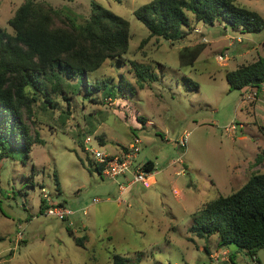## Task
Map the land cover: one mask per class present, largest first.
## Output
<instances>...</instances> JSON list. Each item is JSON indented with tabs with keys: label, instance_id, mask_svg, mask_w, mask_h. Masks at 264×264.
I'll list each match as a JSON object with an SVG mask.
<instances>
[{
	"label": "rangeland",
	"instance_id": "374dc122",
	"mask_svg": "<svg viewBox=\"0 0 264 264\" xmlns=\"http://www.w3.org/2000/svg\"><path fill=\"white\" fill-rule=\"evenodd\" d=\"M25 1L0 0L5 33L14 36L9 21ZM37 1L55 9L54 27L66 30L83 25L94 3L103 6L129 22V50L89 73L83 84L60 72V82L45 81L37 94L26 89L34 101L23 110V120L36 144L27 162L0 159V264H113L114 255L129 264H222L207 251L217 255L224 247L219 235L200 238L190 228L206 203L244 184L248 165L264 171L252 161L257 147L264 150V129L247 114V95L230 91L225 77L264 56V30L244 37L254 46L251 54L232 58V50L242 45L236 42L230 60L221 61L223 49L239 37L223 22L204 25L190 15L186 37L173 43L150 37L134 15L152 0ZM235 2L264 18V0ZM132 62L145 65L155 80L141 86ZM187 78L199 88L192 89ZM104 81L112 95L103 87L87 95L86 84ZM232 126L235 131H227ZM88 135L90 146L109 153L138 139L139 162H154L157 182L150 188L137 184L121 196L117 182L90 165L83 146ZM46 197L73 209L72 219L41 214ZM258 254L264 262V249ZM237 263L253 264V259L242 254Z\"/></svg>",
	"mask_w": 264,
	"mask_h": 264
},
{
	"label": "trees",
	"instance_id": "16d2710c",
	"mask_svg": "<svg viewBox=\"0 0 264 264\" xmlns=\"http://www.w3.org/2000/svg\"><path fill=\"white\" fill-rule=\"evenodd\" d=\"M92 10L91 17L83 25L66 30L54 27L58 13L50 5L26 0L9 21L14 36L0 29V159L21 158L27 162L36 144L30 139L23 120V110L29 109L34 101L28 97L27 88L37 94L45 86V81L60 82V72L79 77L83 84L87 75L97 72L108 59L122 58L128 53L129 22L96 3ZM134 15L149 29L150 37L173 43L186 37L185 28L191 26L190 15L198 23L213 26L216 22H223L226 27L242 34L264 30V18L238 6L235 0H152L139 7ZM183 57L181 53V61ZM131 64L141 86L149 79L155 80L153 75L146 73L148 68L145 65ZM225 77L230 91L260 88L264 83V56L228 70ZM186 80L192 89L199 88L191 79ZM86 87L87 95L102 87L107 95H112L106 81L95 86L86 84ZM48 102L52 103L50 99ZM98 138L104 146L102 138ZM255 163L264 167V150ZM90 165L100 174L101 168L91 159ZM144 169L153 172L154 162H144ZM56 184L59 186L57 178ZM46 208V200H43L40 213L43 214ZM67 229L76 244L85 248L82 240L75 238L70 228ZM190 231L200 238L218 234L220 245H235L238 251H244L256 260L264 249V171L252 173L248 181L231 195L206 203L195 214ZM128 262L119 255L113 257V264ZM229 264L237 262L232 257Z\"/></svg>",
	"mask_w": 264,
	"mask_h": 264
},
{
	"label": "built area",
	"instance_id": "2783aa9c",
	"mask_svg": "<svg viewBox=\"0 0 264 264\" xmlns=\"http://www.w3.org/2000/svg\"><path fill=\"white\" fill-rule=\"evenodd\" d=\"M236 42H242V39L238 37L234 39L230 44L233 47ZM229 54L225 53L220 55L218 59L225 61L229 59ZM246 101H254L257 97V93L252 92L245 93ZM227 131L234 132V126L227 129ZM92 138L90 135L86 136L84 139V149L87 154L91 156L93 163L101 168L100 176L104 179L112 180L117 182L119 186V191L121 196H123L129 189L137 184H141L145 188H150L156 183L152 179H155L153 172L144 169V163L139 162V140H134L126 149H122L119 153H109L100 148H95L90 146ZM98 142V140H97ZM184 147V144H181ZM46 200V213L51 217H56L61 221L69 220L74 215V210L66 205H62L61 202H51L48 197ZM97 202V199H94ZM84 214V212H83ZM253 264H264V262H259L257 259L253 260Z\"/></svg>",
	"mask_w": 264,
	"mask_h": 264
},
{
	"label": "crops",
	"instance_id": "0c3cea01",
	"mask_svg": "<svg viewBox=\"0 0 264 264\" xmlns=\"http://www.w3.org/2000/svg\"><path fill=\"white\" fill-rule=\"evenodd\" d=\"M224 26H226V24H224ZM225 30L227 31V27H225ZM233 32L235 34H238L239 37L242 39V42H240L242 45L241 46H236L233 50H232V58H234V56H238V57H244V56H247L249 54H251L255 49H254V46H252V42H246L244 43V37L247 35V34H242L241 32L239 31H234ZM223 36L225 38H229V35H228V32H225L223 34ZM261 48H264V44H262V46H260ZM230 46L228 48H224L223 50V55L224 53H228L230 52ZM232 49V48H231ZM230 55V54H229ZM260 57V55L257 57V58H253V60H257L258 58ZM231 56H229V60H230ZM226 74V73H225ZM253 91L255 93H257V97L254 101H244L246 102L247 104V107H246V112L247 114H250L252 116H254V122L257 124V123H260V127L262 129H264V83L262 84V86L260 88H256V87H248L244 90H242V92L245 94L247 91ZM254 102V103H253ZM258 117V118H257ZM257 121V122H256ZM150 121L148 120L147 123H149ZM151 123V122H150ZM260 130V129H259ZM261 132V131H260ZM120 151L122 150V148H120ZM260 150L261 148L260 147H257V152L256 154L258 155V153H260ZM119 151V152H120ZM118 152V153H119ZM257 155L254 156V159L252 160L253 163L255 161V158L257 157ZM252 163V162H251ZM252 163V164H253ZM253 170H255L254 168L253 169H250V166L248 165V168L244 171L243 174H247V172L249 173L244 184L248 181V179L250 178L252 172H254ZM238 174V173H237ZM239 176V174H238ZM155 178V177H154ZM156 180V179H155ZM155 180H152L155 181ZM157 182V181H156ZM243 184V185H244ZM129 191V190H128ZM128 191L123 195L125 196L126 194H128ZM72 219V218H71ZM207 251L209 252V258L211 260H215L217 262H221L222 264H229V259L230 258H234V260L237 262V258L239 256H241L242 254H245L244 251H238V248L237 246L235 245H228V246H224L223 248H221L219 250V253L217 255H214L212 254V252H210V250L207 249ZM238 255V256H237ZM246 255V254H245ZM220 259L219 261L217 259ZM257 260L261 261V259L259 258V254H258V257H257ZM214 261V262H215ZM217 264V263H215ZM237 264H240V263H237Z\"/></svg>",
	"mask_w": 264,
	"mask_h": 264
},
{
	"label": "bare ground",
	"instance_id": "6f19581e",
	"mask_svg": "<svg viewBox=\"0 0 264 264\" xmlns=\"http://www.w3.org/2000/svg\"><path fill=\"white\" fill-rule=\"evenodd\" d=\"M152 180H155V179H152ZM155 182V181H154Z\"/></svg>",
	"mask_w": 264,
	"mask_h": 264
}]
</instances>
